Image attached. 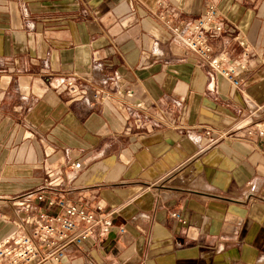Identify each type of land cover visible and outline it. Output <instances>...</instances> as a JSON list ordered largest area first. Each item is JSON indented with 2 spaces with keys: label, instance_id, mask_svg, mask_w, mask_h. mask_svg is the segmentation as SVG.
I'll return each mask as SVG.
<instances>
[{
  "label": "crops",
  "instance_id": "crops-1",
  "mask_svg": "<svg viewBox=\"0 0 264 264\" xmlns=\"http://www.w3.org/2000/svg\"><path fill=\"white\" fill-rule=\"evenodd\" d=\"M211 4L241 90L173 33ZM262 119L264 0H0V241L43 190L113 223L46 264H264Z\"/></svg>",
  "mask_w": 264,
  "mask_h": 264
},
{
  "label": "built area",
  "instance_id": "built-area-1",
  "mask_svg": "<svg viewBox=\"0 0 264 264\" xmlns=\"http://www.w3.org/2000/svg\"><path fill=\"white\" fill-rule=\"evenodd\" d=\"M226 31V26L217 19L213 4L190 26L173 29V33L201 61L219 73L234 89L241 90V73L245 65L232 62L228 54L214 56L212 52L211 40ZM80 94L86 96L87 92L81 91ZM92 98L100 100L97 95ZM248 134L264 136V119L254 123ZM72 167L79 170L80 164L75 163ZM14 201L24 217L20 228L0 241V264L57 263L64 259L70 248L86 243L96 228L107 234L113 227L101 206L85 208L67 204L63 198L47 196L43 190L23 193ZM47 207L57 208L60 212L50 213ZM172 216L178 218L179 215L174 213ZM119 231L124 232L122 228Z\"/></svg>",
  "mask_w": 264,
  "mask_h": 264
}]
</instances>
